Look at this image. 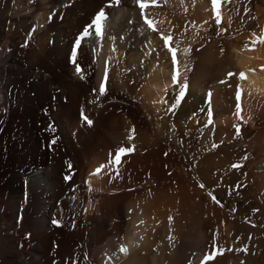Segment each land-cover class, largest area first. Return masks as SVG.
<instances>
[{
	"label": "bare ground",
	"instance_id": "obj_1",
	"mask_svg": "<svg viewBox=\"0 0 264 264\" xmlns=\"http://www.w3.org/2000/svg\"><path fill=\"white\" fill-rule=\"evenodd\" d=\"M223 3L217 25L211 0H156V35L137 0H0V264H264L263 209L259 225L237 216L235 253L223 228L228 184L248 168L264 186V135L240 141L247 132L237 136L235 128H260L245 122L243 109L252 95L264 101V43L250 47L264 36V7L256 6L249 46L234 42L223 53L210 46L196 62L194 36L232 32ZM101 8L103 39L82 41L78 73L74 41ZM172 29L181 42L175 63L164 43ZM224 71L236 75L223 78ZM185 82V96L169 110ZM224 88L240 92L239 115ZM121 146H134L133 158L90 175ZM181 158L200 159L203 188Z\"/></svg>",
	"mask_w": 264,
	"mask_h": 264
},
{
	"label": "rangeland",
	"instance_id": "obj_2",
	"mask_svg": "<svg viewBox=\"0 0 264 264\" xmlns=\"http://www.w3.org/2000/svg\"><path fill=\"white\" fill-rule=\"evenodd\" d=\"M222 2H224L223 3V5L222 6H226V7H222L221 8V10L223 9H225L224 10V16L226 17L225 18V21H228L227 22V26H229V27H232V24H233V29L232 28H229L232 32H231V34L229 35V37H223L222 35H220L219 33H217V32H212V33H209V32H206V33H201V34H197L196 36H194V43L196 44V53H195V57H196V59H195V57H194V59H195V61L197 62V60H198V56H199V53L201 52V51H203V50H205V49H207L208 47H210V46H212V47H214L218 52H220V53H223V52H226L225 50L227 49V52H228V50H230L229 49V47L231 46V43H234V42H244V44L246 45H248L249 46V42H250V38L249 37H251L252 36V33L251 32H249V31H251L252 30V28H253V26L255 25V22H256V20H257V18L259 17V11H257V7L258 8H263L264 7V5H263V1L262 0H221ZM256 1V2H255ZM252 2V3H251ZM255 2V3H254ZM251 4V5H250ZM154 5H157V6H154ZM153 5V3H151V5L148 3L147 4V6L143 9V12L141 11V9H138V16H139V18H141V17H143V18H141V20L142 21H144L143 19H144V16L146 15V16H148V18L150 17V19H153V14H152V12L153 11H155V9L158 11V9H160V8H158L159 6V4H154ZM232 5V6H231ZM153 6V7H152ZM255 6V7H254ZM257 6V7H256ZM152 7V8H151ZM157 7V8H156ZM220 7H221V4H220ZM253 7V8H252ZM151 8V9H150ZM155 8V9H154ZM252 8V9H251ZM256 8V9H255ZM152 9H154V10H152ZM251 9V10H250ZM255 9V10H254ZM222 10V11H223ZM151 11V12H150ZM225 11H226V13H225ZM227 12H228V14H227ZM232 12V13H231ZM248 12H250V13H248ZM256 12V13H255ZM112 13H113V11H112ZM253 13V14H252ZM226 14V15H225ZM251 15V16H250ZM255 16H256V20H253V19H255ZM178 17V16H177ZM177 17H175V16H172V20H175V19H179V18H177ZM228 17H230V18H228ZM233 20H232V19ZM232 21H231V20ZM234 19H235V21H234ZM180 20V19H179ZM231 22H230V21ZM145 22V21H144ZM233 22V23H232ZM236 22V23H235ZM254 22V23H253ZM252 23V24H251ZM230 24V25H229ZM236 24V25H235ZM183 25H184V23H182L181 24V31H180V34H179V37L181 36V38L182 39H180L178 36L177 37H175L178 33H174L173 31V29L171 30V32L173 33V36L174 37H171L172 39H174V40H168V43H167V47L168 46H170V48L172 49V48H174V45H175V49L176 48H178L179 46V44L178 43H181L182 42V40H183V42H185L184 41V37H182V36H186L185 35V31L182 29V27H183ZM237 28H236V27ZM248 28V29H247ZM158 30V29H157ZM156 30V35L158 34L159 35V33H158V31H161V30H158L157 31ZM182 30H183V32H182ZM162 31H165V30H162ZM239 31V32H238ZM243 31V32H242ZM245 31V32H244ZM170 32V34L171 35H169V36H172V33ZM185 32V33H184ZM182 33V34H181ZM217 33V34H216ZM239 33V34H238ZM248 33V34H247ZM215 34V35H214ZM245 34V35H244ZM249 34H251L250 36H248V38L247 39H245V40H247V42L246 41H244V39H242V37L243 38H246V36L247 35H249ZM245 37H244V36ZM216 36V37H215ZM240 36V37H239ZM242 36V37H241ZM257 37H258V35H257ZM177 38H179V40L181 41H178V42H176L178 39ZM184 38V39H183ZM236 38V39H235ZM241 38V39H240ZM252 40V39H251ZM169 41H171L172 43H173V41L174 42H176L177 43V45H176V43L175 44H169L170 42ZM182 42V43H183ZM252 42V43H251ZM250 42V47H257V46H259V45H261V44H263V43H259L258 42V40L256 39V42H255V39H254V41L252 40ZM169 44V45H168ZM256 44V46H254ZM201 45V46H200ZM253 45V46H252ZM173 46V47H172ZM197 47H198V49H197ZM200 47V48H199ZM178 50L176 49V53L177 54H179V52H177ZM168 63L170 64L171 63V61L169 60L168 61ZM227 72H223L222 73V75H221V77H223L224 78V76L225 75H227L226 74ZM231 80H232V78L230 79V80H228L229 81V83H231ZM227 86H230V84H228ZM234 87V86H233ZM224 89H225V91H224ZM222 91H224L225 92V94H223L224 92H222V95L224 96V97H226V95L228 96V97H230L229 99L231 100L232 99V105L231 106H237V104H239L238 103V101H236L237 99H236V91H232V92H229V90H227L226 91V88H224ZM234 89V88H233ZM206 90H207V92L209 91L210 92V90H208V88H206ZM205 90V91H206ZM230 93V94H229ZM255 96H253L252 95V100H251V103H249V104H247L246 103V105H248V107L246 106V105H244V106H246L245 108V110L243 109V111L245 112V114L246 113H248V114H246L247 116H248V120H245V122L246 123H250L251 121H252V123L254 124H257V125H259V129L258 130H256V131H253V132H251L250 131V129H248V125H247V127L246 126H243V125H239V128L241 127V131H245V132H247V134H243V136H242V138L240 137V141L241 140H245V139H247L250 135H252V134H256V137H259V142L263 139L262 138V136L264 135V120L263 121H260V118L261 117H263L264 118V101L263 100H260V99H258L257 97H255ZM258 99V100H257ZM257 100V101H256ZM253 101V102H252ZM234 102H235V104H234ZM170 103H174V99L173 100H171V102ZM237 103V104H236ZM252 103H254L253 104V106L252 105H250V104H252ZM255 103H257V104H255ZM255 105H257V106H255ZM249 107H251V108H249ZM171 110H172V106H170L169 107ZM244 108V107H243ZM255 108L257 109V111H255ZM212 109L215 111V110H217V106H216V104H214L213 103V105H212ZM248 109V110H247ZM250 109H251V111H250ZM252 109L254 110L253 112H255V113H253L252 112ZM262 109V110H261ZM246 110H247V112H246ZM242 111V112H243ZM257 113V114H256ZM256 115H258V116H256ZM260 116V117H259ZM250 117V118H249ZM255 118L256 119V121H255V119L253 120L252 118ZM248 121V122H247ZM250 121V122H249ZM254 121V122H253ZM254 124V125H255ZM256 125V126H257ZM262 126V127H261ZM245 127H246V129H245ZM236 128V127H235ZM244 128V129H243ZM261 131V132H260ZM249 148L250 147H248V146H245L244 147V149H243V152H245V153H248L249 152ZM261 150V151H260ZM258 152V154L260 155V156H262L263 155V152H262V149L260 148L259 150H257ZM134 152L132 151V153H129V154H127V156L125 155V156H122L121 157V163L122 162H124V160H130L131 158H133V154ZM127 157V158H126ZM185 159L186 158H181V161H182V167L186 170V169H188V170H186L187 172H189L193 177H194V179L196 180V179H199L198 180V182L199 181H201V177L199 176V171H200V166H201V161H200V159L198 158V159H196V158H188V159H186L187 161H185ZM194 161V162H193ZM192 162V163H191ZM195 163V164H194ZM192 164H194L193 166H192ZM198 164V165H197ZM196 165V166H195ZM200 165V166H199ZM186 166H187V168H186ZM193 169H192V168ZM190 169H192V170H190ZM196 169H197V171H196ZM199 170V171H198ZM194 171V172H193ZM197 173V174H196ZM246 173V174H245ZM198 175V176H197ZM246 175V176H245ZM251 175V176H250ZM256 174L254 173V172H251L250 171V169H246V171L245 170H242V173H241V177H240V179L239 180H237V181H239V182H236L235 184H228V185H230L229 186V189L228 190H230V191H228V190H226V193H228V192H230V193H228L227 194V197L225 196V201H224V203L227 205V208L225 209V214H224V217H223V222H225V223H223V228L225 229V236H226V238H227V242H228V248L229 247H231V250H232V252L233 253H235L236 252V250H235V246H236V244L235 243H238V239H237V237H236V224H237V216H240L241 218H242V220L244 221V223L246 224V225H252V226H254L255 224H257V225H259V212H258V209H263V211H264V186L262 185V184H260V181L261 180H259L260 179V174H258V175H256ZM197 177H199V178H197ZM251 177V179H249ZM256 177V178H255ZM258 177V178H257ZM248 179V180H247ZM256 181H255V180ZM241 180H243V182H241ZM259 180V181H258ZM246 181H247V184H246ZM255 182V184H254V182ZM241 182V183H240ZM245 182V183H244ZM250 182V183H249ZM252 183V184H251ZM199 184H201V182H199ZM243 184H245L244 185V187H241V189H240V186L241 185H243ZM228 185H227V188H228ZM236 185H238L237 187H235ZM255 185V186H254ZM260 185H262V186H260ZM234 187L236 188V189H234ZM247 187V188H246ZM261 187V188H260ZM255 188V189H254ZM263 188V189H262ZM208 191L210 190L209 188H206ZM236 192H235V191ZM260 190V191H259ZM254 191V192H253ZM233 195H232V194ZM238 195H237V194ZM242 194V196H241V194ZM263 193V194H262ZM216 194V199L215 200H219L220 199V194H218V193H215ZM239 195L241 196V197H239ZM261 195H263V196H261ZM230 196V197H229ZM238 196V197H237ZM246 198H245V197ZM263 199V200H262ZM221 200H222V198H221ZM233 200V201H232ZM228 201V202H227ZM250 201V202H249ZM262 201V202H261ZM234 202V204L232 205L231 203H233ZM246 202V203H245ZM249 202V203H248ZM231 204V205H230ZM247 205V206H246ZM256 205V206H255ZM258 205V206H257ZM229 208V209H228ZM255 208H257V209H255ZM251 209V210H250ZM241 210V211H240ZM255 210V211H254ZM252 211V212H251ZM256 214H255V213ZM259 213V214H258ZM253 214V215H252ZM258 214V215H257ZM252 216H254V219H252L253 217ZM258 216V217H257ZM252 217V218H251ZM255 217H257V218H255ZM252 219V220H251ZM256 220V221H255ZM252 221V222H251ZM254 221V222H253ZM258 221V222H257ZM254 224V225H253ZM227 227H226V226ZM232 226V227H231ZM226 228H229L228 230L226 229ZM230 231V233L231 234H229V233H227V232H229ZM246 234L247 233H245L244 235L246 236ZM228 235H230V237L228 236ZM244 236V237H245ZM231 242V243H230ZM233 242V243H232ZM230 243V244H229ZM243 243V244H242ZM232 244V245H231ZM242 244V245H241ZM241 244H240V246L239 247H241L240 249L242 250V251H244V247H245V249H247V245H245L244 244V242H241ZM229 245H231V246H229ZM230 249V248H229Z\"/></svg>",
	"mask_w": 264,
	"mask_h": 264
},
{
	"label": "snow or ice",
	"instance_id": "obj_3",
	"mask_svg": "<svg viewBox=\"0 0 264 264\" xmlns=\"http://www.w3.org/2000/svg\"><path fill=\"white\" fill-rule=\"evenodd\" d=\"M116 3L119 2V0H115ZM221 0H211L212 6L214 8V10H217L216 12V23L217 25L220 24V13L218 11V7L220 4ZM109 6H111V4L113 3V0H108ZM137 3L139 4L141 11L143 12V9L147 6L148 4V0H137ZM151 3L155 4L156 0H151ZM51 19V17H49ZM107 20V15L105 13L104 8H101L100 11L95 15V17L93 18V20L84 27V29L82 30V32L77 36L76 40L74 41L73 44V48L71 50V55H70V60L71 62L75 65L76 67V71L79 73L81 72V68L79 63L77 62V56H78V49H80L81 45H82V41L92 35H95L96 37L103 39V22ZM144 21L145 23L148 25L149 28H151L153 31H156L157 29L154 27L153 21L151 19H149L147 16H144ZM171 37L170 36H166L164 38V43L165 46H167L168 40H170ZM257 39L261 42L264 43V36H258ZM95 51V50H93ZM113 51H115V49H113ZM171 54H172V61L173 63L176 62V49L172 48L171 49ZM229 77H234L236 74L229 72L227 74ZM239 77L241 79L245 78V74L243 72L239 73ZM83 78V77H82ZM108 77H107V67H105L104 70V80L101 82L100 86H99V95H104L106 93V87H105V82L107 81ZM172 80L174 82L177 81V77L176 75L172 76ZM220 83H226V81L221 80ZM187 88V83H182L179 85V92H178V96L176 97V102H174L172 104V109H174L177 106V103L185 96V89ZM95 91V90H94ZM209 97L211 96V93L208 94ZM236 99L239 100L240 99V92L237 91L236 93ZM93 103H95V101H93ZM239 108L240 105L237 104V115H239ZM171 110V109H169ZM82 119L85 120L87 122V124L90 126L93 124V121L88 119L87 116H84L83 113H81ZM209 116H211V112H209ZM212 121L209 120V123H211ZM54 131V128L52 129ZM134 129L132 130V134L129 135L128 139H132L133 138V134H134ZM236 135L239 136L240 135V128L239 126H236ZM57 142V139L54 138L51 143L55 144ZM213 147H216V145H213ZM132 151H134V146L131 147H118L115 151V155L113 156L111 153L110 155V159L108 161V164H101L99 167H97L92 173H90V175H98L102 169H105L106 167H110L112 164H116L117 166L119 165V163H121V157L125 156L129 153H131ZM245 159H247V157H245ZM69 169H71L72 165L69 162L68 164ZM233 168H238L240 167V165L238 164H234L232 165ZM117 171H118V167H117ZM66 179H71V175L67 176ZM202 188L204 187L203 184L200 185ZM91 190V189H89ZM213 199H215L213 197ZM218 202V201H217ZM54 223H58L57 221H54ZM120 252L123 253H127L128 249L124 246H121V248L119 249ZM239 251V249H238ZM244 251H246V249H244ZM214 257L212 255H207L204 257L205 260H212ZM241 264H243V262H241Z\"/></svg>",
	"mask_w": 264,
	"mask_h": 264
}]
</instances>
